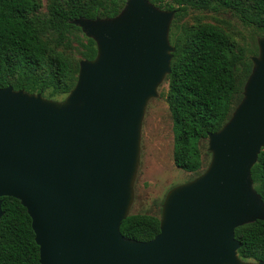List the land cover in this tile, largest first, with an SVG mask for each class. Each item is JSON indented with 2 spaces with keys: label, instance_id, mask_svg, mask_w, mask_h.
Instances as JSON below:
<instances>
[{
  "label": "water",
  "instance_id": "95a60500",
  "mask_svg": "<svg viewBox=\"0 0 264 264\" xmlns=\"http://www.w3.org/2000/svg\"><path fill=\"white\" fill-rule=\"evenodd\" d=\"M175 14L127 0L116 16L75 18L98 52L80 61L64 99L0 88V219L2 197L21 201L41 264H264L242 259L236 237L237 227L264 220L252 177L264 147V36L242 100L208 135V167L168 192L155 237L121 232L146 108L172 71Z\"/></svg>",
  "mask_w": 264,
  "mask_h": 264
},
{
  "label": "trees",
  "instance_id": "16d2710c",
  "mask_svg": "<svg viewBox=\"0 0 264 264\" xmlns=\"http://www.w3.org/2000/svg\"><path fill=\"white\" fill-rule=\"evenodd\" d=\"M150 1L160 8L176 10L170 29V41L176 50L172 71L165 79L169 85L166 100L174 122L173 158L179 168L199 173L203 166L202 143L210 132L224 126L242 100L253 61L235 52L230 36L218 26L200 23L180 33L178 22L191 8H225L236 12L244 22L254 24L261 37L264 0ZM126 2L51 0L49 18L44 19L36 14L42 6L40 0H0V88L12 85L31 93L41 92L50 99L69 94L77 83L80 61L94 59L98 52L95 40L72 20L113 17ZM50 29L58 35L56 42L47 36ZM73 29L86 38L82 58L77 60L61 49ZM239 63L243 70H239ZM252 177L264 200V147L252 168ZM2 200L0 264H41L40 247L26 207L15 197L4 196ZM160 221L161 216L130 213L122 222L121 232L129 238L147 241L160 232ZM236 237L242 242L238 251L242 259L264 261V220L237 227Z\"/></svg>",
  "mask_w": 264,
  "mask_h": 264
},
{
  "label": "rangeland",
  "instance_id": "374dc122",
  "mask_svg": "<svg viewBox=\"0 0 264 264\" xmlns=\"http://www.w3.org/2000/svg\"><path fill=\"white\" fill-rule=\"evenodd\" d=\"M42 6L36 13L41 18H49L51 0H40ZM179 20V32L184 28L200 23H210L223 29L233 42L234 51L243 58L257 55L258 38L261 31L254 25L244 22L240 16L229 9L218 11L189 9ZM52 42L58 39L51 29L47 33ZM86 42L83 33L75 29L61 49L74 60L82 58V44ZM259 52V49H258ZM239 70H243L239 63ZM168 81L158 88L159 96L152 98L146 108L142 126L141 158L134 184V201L130 213L162 215V205L168 192L174 187L187 183L204 171L211 160L208 139L202 143L203 166L199 173L179 168L173 158L174 138L173 118L166 100ZM66 94H58L56 100H62Z\"/></svg>",
  "mask_w": 264,
  "mask_h": 264
}]
</instances>
